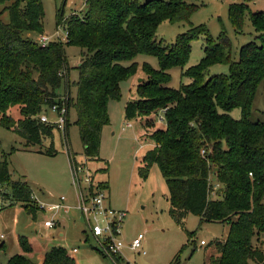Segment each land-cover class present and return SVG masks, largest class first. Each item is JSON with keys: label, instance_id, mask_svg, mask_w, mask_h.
I'll use <instances>...</instances> for the list:
<instances>
[{"label": "trees", "instance_id": "obj_1", "mask_svg": "<svg viewBox=\"0 0 264 264\" xmlns=\"http://www.w3.org/2000/svg\"><path fill=\"white\" fill-rule=\"evenodd\" d=\"M6 1L11 3L5 7L8 22L0 12V125L22 137L28 149L42 150L44 141L60 128L41 116L53 104L62 103L63 96L56 89L69 76L67 47L79 46L83 53L75 82L77 94L74 100L68 80L63 127L69 158L71 164L76 159L68 136L74 105L84 157L106 163L103 170L108 171L109 162L101 158L100 149L103 129L111 124L109 101L121 98L122 80L141 73L136 96L125 106V119H139L149 130L162 112L164 122L149 134L153 147L143 157L140 176L145 179L153 165L159 167L169 190V214L177 224L185 226L188 214L228 224L227 237L214 240L217 254L206 264H264L260 246L264 240V122L250 119L258 85L264 83V11H251L256 41L243 45L240 58L232 60L226 34L222 32L216 41L205 25L191 26L171 44L157 38L163 21H190L197 5L186 0H86L84 14L66 20L67 40H51L46 45L28 35L44 33L42 1L0 0ZM248 10L247 2L230 4V20L238 30ZM57 19L59 24L63 21L62 10ZM201 35L205 54L185 68L191 42ZM140 54L156 56L159 68L140 64L136 60ZM217 63L227 64L230 74H209ZM178 67L182 80L188 81L175 88L170 85V70ZM15 106L22 113L18 120L9 114ZM234 108L241 109L240 118L231 115ZM57 152L53 142L43 151ZM213 167L222 186L216 197H211ZM7 184L12 199L35 218L33 188L25 179H12L0 143V185ZM102 185L109 189L107 181ZM18 243L21 252L6 264H79L64 246H53L34 262L31 256L42 250L41 245L25 235L18 236ZM180 258L181 250L169 264H183Z\"/></svg>", "mask_w": 264, "mask_h": 264}, {"label": "rangeland", "instance_id": "obj_2", "mask_svg": "<svg viewBox=\"0 0 264 264\" xmlns=\"http://www.w3.org/2000/svg\"><path fill=\"white\" fill-rule=\"evenodd\" d=\"M44 6V33L51 40H67L66 20L74 14L82 16L87 7L86 0H41ZM144 1V0H141ZM197 5L190 21L170 22L163 21L157 28V38L165 44L173 43L177 36L187 32L191 26L205 25L209 33L216 41H220V34L224 32L230 40L231 59L238 60L243 45L256 41V31L251 21V11H264V0H186ZM246 1L249 5L242 29H237L229 16L230 4ZM10 2H0L2 19L9 21V13L5 7ZM58 10L63 11V21L59 24ZM59 36H58V35ZM39 33H32V38L39 37ZM205 37L203 35L191 42V54L185 68L198 63L204 56ZM83 49L71 45L67 47V55L70 63V72L67 79L56 89L58 96L67 94L68 80L71 83V97L75 100L77 87L75 82L79 79L78 64L82 58ZM136 60L142 64L150 63L159 68V60L156 56L140 54ZM172 80L170 85L178 88L182 81L181 68L170 70ZM229 75L227 64L217 63L209 69V74ZM141 73L121 82V98L109 101V114L111 124L107 125L102 135L100 156L107 160L108 171H104L105 164L102 161H87L93 176L97 181L109 184L108 202L114 210L126 211V217L122 223L120 239L129 244L139 233H144L142 252L132 250L128 246L122 249L120 264H169L175 254L181 250L183 264H206L211 255L217 254L214 240L225 239L229 226L226 223L216 221H202L201 217L188 214L185 226L177 224L169 214L170 199L166 179L157 165H153L147 178L139 174L145 153L153 147L149 134L158 125L163 124L162 112L157 116V122L153 128L146 130L140 120L134 119L127 125L124 109L128 101L136 95L137 85L141 79ZM135 95V96H134ZM231 115L240 118V108H234ZM15 120L22 117L18 106L12 107L9 113ZM49 120L56 122L58 114L50 108L45 111ZM77 113L74 105L70 107L68 119V136L71 150L76 154L77 160H85L84 147L80 138L79 126L76 124ZM162 119V120H161ZM250 119L264 122V83L258 85L253 101ZM54 143L58 152L55 155L38 152L40 148L28 149L25 140L13 131L0 125V143L4 156L11 168L13 180L25 179L32 186L34 197L40 203H55L61 196L67 197L68 205L75 206L78 199V188L73 182L72 164L69 158V149L66 142L63 127L56 129L53 138L44 141V147ZM211 197H216L221 192V185L216 181L215 168H212ZM218 185V186H217ZM1 198L4 205L0 208V242L4 241L6 249L0 251V264H6L8 259L21 252L18 236L25 235L41 244L44 250L53 246H64L70 252L76 247L75 256L79 264H114L113 260L104 256L94 247L97 241L89 234L86 241L83 231L87 225L81 217L79 210L70 209L61 211L56 215L57 225L48 228L45 225L47 219L54 216L53 210L48 206L40 209L34 199V205L38 208L37 218L34 219L22 203L12 199L10 185H0ZM6 194V197H5ZM34 206V207H35ZM71 207V208H72ZM188 231L192 232L191 238ZM61 233V234H60ZM1 235H5L2 239ZM205 241L207 244L202 245ZM264 248V240L260 242ZM42 251V250H41ZM35 252L31 258L39 262L43 252ZM257 264V263H252Z\"/></svg>", "mask_w": 264, "mask_h": 264}, {"label": "built area", "instance_id": "obj_3", "mask_svg": "<svg viewBox=\"0 0 264 264\" xmlns=\"http://www.w3.org/2000/svg\"><path fill=\"white\" fill-rule=\"evenodd\" d=\"M51 39L52 38L48 36V34H41L35 40L40 44L46 45ZM66 99L67 97L63 96L62 103H55L50 107L54 113L58 114V120L56 122L50 121L45 113L42 114L41 119L56 124L59 128L64 127L68 114ZM131 124L130 121L127 123L129 126H131ZM202 153L204 154L205 150H202ZM72 170L73 182L78 188V199L75 207L79 210L81 217L86 222L87 230H85L87 236L89 237L90 234L96 239V247L100 252L104 256L111 258L114 264H120L119 259L122 257V249L124 246H128L132 250L145 254L146 251L143 250L144 233H139L129 244H126L120 239L121 227L126 217V211L114 210L109 206V190L102 185L100 181H97V178L95 179L89 166H87V159L85 158V160L82 161L74 159L72 162ZM217 184L220 186L219 183ZM1 196L2 193L0 192V208L4 205ZM33 198L35 201H38L37 198L34 197V194ZM37 204L40 209H45L48 206L53 210L54 216L45 221V225L49 228L57 224L56 215L59 212H68L71 209V205L67 203L66 196H61L55 203L44 204L38 201ZM201 244L204 245L206 242L202 241ZM76 250L77 249L74 248V251Z\"/></svg>", "mask_w": 264, "mask_h": 264}, {"label": "crops", "instance_id": "obj_4", "mask_svg": "<svg viewBox=\"0 0 264 264\" xmlns=\"http://www.w3.org/2000/svg\"><path fill=\"white\" fill-rule=\"evenodd\" d=\"M241 2H246V1H241ZM29 36H31L32 37V33H29L28 34ZM105 129V128H104ZM104 129H103V132H102V135H103V133H104ZM39 148V147H38ZM41 150V149H40ZM40 150H38V152H40ZM42 153V152H41ZM37 200L39 201V199L37 198ZM37 201V202H38ZM71 207H72V205H71ZM75 208V206H73L71 209H74ZM76 209V208H75ZM40 210V209H39ZM38 210V211H39ZM38 211L36 212V216H35V218L34 219H36L37 218V213H38ZM57 225V224H56ZM55 225V226H56ZM54 226V227H55ZM49 228V227H48ZM51 228H53V227H51ZM84 233V232H83ZM61 234V233H60ZM86 237H87V235L85 234V239H86ZM1 238L2 239H4L5 238V235L4 236H2L1 235ZM207 244V243H206ZM206 244H204V245H206ZM41 245V244H40ZM59 246V245H58ZM61 246V245H60ZM42 247V251L41 252H43V254L46 252V251H48V250H44V248H43V246H41ZM74 248H76V247H74ZM74 248L71 250V252L73 253V254H76V252H78V248H76L77 250L76 251H74ZM6 249V246H5V243H4V241H2V242H0V251L1 252H3V250H5ZM141 253V252H140ZM42 255V254H41ZM40 260V259H39ZM171 262V261H170ZM6 263H7V261H6Z\"/></svg>", "mask_w": 264, "mask_h": 264}, {"label": "water", "instance_id": "obj_5", "mask_svg": "<svg viewBox=\"0 0 264 264\" xmlns=\"http://www.w3.org/2000/svg\"><path fill=\"white\" fill-rule=\"evenodd\" d=\"M142 80V78L140 79V81ZM40 152H43V150H40Z\"/></svg>", "mask_w": 264, "mask_h": 264}]
</instances>
